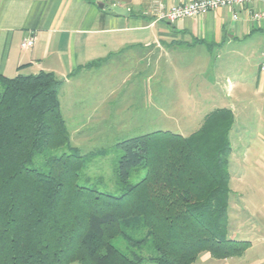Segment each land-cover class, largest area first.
Wrapping results in <instances>:
<instances>
[{
    "label": "trees",
    "instance_id": "16d2710c",
    "mask_svg": "<svg viewBox=\"0 0 264 264\" xmlns=\"http://www.w3.org/2000/svg\"><path fill=\"white\" fill-rule=\"evenodd\" d=\"M59 85L45 71L0 74V264H192L249 248L228 232L231 110L209 112L189 136L118 141L114 194L80 181ZM138 167L145 173L131 183Z\"/></svg>",
    "mask_w": 264,
    "mask_h": 264
},
{
    "label": "crops",
    "instance_id": "0c3cea01",
    "mask_svg": "<svg viewBox=\"0 0 264 264\" xmlns=\"http://www.w3.org/2000/svg\"><path fill=\"white\" fill-rule=\"evenodd\" d=\"M98 1L102 9L91 0H0V74L52 73L60 81L59 106L70 146L79 151V144L110 130L123 136L169 131L163 125L172 118L161 116L174 114L168 105L178 95L166 88L167 81H156L154 71L164 63L177 72L181 64L194 62L188 54L204 63L216 50L233 51L264 39V17L251 18L253 10L264 12L259 0L174 24L157 19L158 10L191 0H114L127 14L113 12L110 0ZM29 36L34 44L22 48ZM197 260L206 264L212 258L201 253Z\"/></svg>",
    "mask_w": 264,
    "mask_h": 264
},
{
    "label": "rangeland",
    "instance_id": "374dc122",
    "mask_svg": "<svg viewBox=\"0 0 264 264\" xmlns=\"http://www.w3.org/2000/svg\"><path fill=\"white\" fill-rule=\"evenodd\" d=\"M241 46L234 47L233 51V48L216 50L212 58L205 56L209 60L204 63L201 56L188 54V59L194 62L181 64L177 72L168 62L162 70L154 71L159 77L156 81H167L166 88L178 95L177 102L168 105L170 109L174 107V114L171 110L161 116L166 117V121H169L167 117L172 118L171 124L163 125L167 130L189 136L199 127L205 114L215 109H229L234 115L230 132L233 150L228 168L231 189L228 232L231 238L251 241V245L240 256L212 258L206 264H264V74L259 68L260 61L264 60V39L257 38L251 40L250 45ZM177 80L179 85L175 84ZM113 132L93 136L94 141L78 145L83 158L80 181L118 194L120 189L114 171L119 157L116 143L136 135ZM40 162L41 157L35 156L34 166H39ZM144 173L142 167L132 170L129 181H138ZM113 244L124 250L121 239L113 240ZM143 252L149 253L148 245H144ZM199 260L192 264H199Z\"/></svg>",
    "mask_w": 264,
    "mask_h": 264
},
{
    "label": "built area",
    "instance_id": "2783aa9c",
    "mask_svg": "<svg viewBox=\"0 0 264 264\" xmlns=\"http://www.w3.org/2000/svg\"><path fill=\"white\" fill-rule=\"evenodd\" d=\"M252 0H191L186 3L172 5L166 9L160 8L157 12V19L162 20L168 24H174L178 20L203 15L209 11L217 8L226 7H239L250 3ZM264 6V0H259ZM264 17V12H258L253 10L251 12V18L253 21H258ZM233 19L238 18V13L232 14ZM34 44V36H29L21 42L22 48L32 47ZM261 71L264 72V63L261 65Z\"/></svg>",
    "mask_w": 264,
    "mask_h": 264
},
{
    "label": "water",
    "instance_id": "95a60500",
    "mask_svg": "<svg viewBox=\"0 0 264 264\" xmlns=\"http://www.w3.org/2000/svg\"><path fill=\"white\" fill-rule=\"evenodd\" d=\"M93 3H95L97 5L98 8L102 9L104 6V3L98 0H91ZM110 4V9L117 13V14H127V9L124 7H118L115 5V1L114 0H110L109 1Z\"/></svg>",
    "mask_w": 264,
    "mask_h": 264
}]
</instances>
